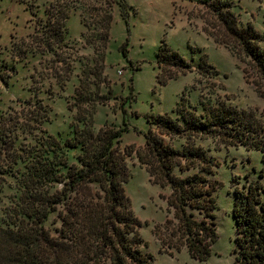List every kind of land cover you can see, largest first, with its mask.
I'll return each mask as SVG.
<instances>
[{"label": "trees", "instance_id": "trees-1", "mask_svg": "<svg viewBox=\"0 0 264 264\" xmlns=\"http://www.w3.org/2000/svg\"><path fill=\"white\" fill-rule=\"evenodd\" d=\"M205 6L224 28L220 35L206 28L205 32L242 63L246 59L250 65L243 69L246 78H254L264 89V36L252 24L241 25L233 2L214 0ZM73 8L52 3L31 41L22 40L15 47L19 59L27 58L28 51L42 54L61 47ZM103 17L101 38L106 44L113 15ZM156 57L161 86L193 71L191 62L165 42ZM57 78L62 80L61 75ZM89 98L76 88V102L68 105L75 112L74 136L65 143L43 128L50 109L39 98L20 101L1 114L0 191L13 177L21 194L16 208L7 211L9 224H0V264H154L153 255L141 249L143 223L126 191L131 178L128 159L134 154L153 182L169 192L166 201L172 219L167 222L171 236L180 243L169 247L180 252L185 246L193 259L208 260L219 240L215 175L221 162L201 142L214 139L257 150L264 162V124L254 113L225 101L192 105L185 91L172 113L145 116L147 132L135 127L145 137L143 146L122 147L128 124L104 125L96 131L95 107L102 100L89 102ZM176 141H181L180 147ZM244 178L242 185L241 177L233 179L234 264H264V168L257 179L251 180L249 174ZM54 212L61 221L57 234L45 227Z\"/></svg>", "mask_w": 264, "mask_h": 264}, {"label": "rangeland", "instance_id": "rangeland-1", "mask_svg": "<svg viewBox=\"0 0 264 264\" xmlns=\"http://www.w3.org/2000/svg\"><path fill=\"white\" fill-rule=\"evenodd\" d=\"M211 1L214 0H194L196 5H185L177 0L176 5L174 0H1L0 116L20 101L39 98L50 109V119L43 128L65 143L73 138L75 124V112H70L68 105L76 102V88L80 87L93 100H102L95 107L96 131L104 125L121 128L124 122L128 124V131L121 138L122 147L143 146L145 137L135 127L147 132L145 116L172 113L185 91L192 105L200 106L201 100L225 101L254 113L264 124V89L254 78H246L243 69L250 68L247 60L242 63L229 48L205 32L206 28L220 35L224 30L218 16L205 6ZM226 1L233 2L241 25L252 24L264 36V0ZM57 2L70 10L74 7L62 46L42 54L28 51L27 58L20 60L15 47L31 41L36 24L46 21V9ZM104 14L113 15L106 44L101 38L106 24ZM162 42L193 65L192 72L166 86L157 79L156 54ZM201 144L221 162L215 175L219 240L206 261L193 259L185 246L180 252L169 247L180 246L171 236L167 222L172 219L166 201L169 192L153 182L135 154L128 159L131 178L126 191L143 223L139 229L141 249L153 255L154 264H234L233 179L241 177V185L247 174L251 180L257 179L264 168L262 153L214 139ZM175 145L180 147L181 141ZM67 154L71 162V149ZM20 194L18 181L9 178L0 191V224H9L7 211L16 208ZM57 217L54 212L45 222V227L55 234L61 225Z\"/></svg>", "mask_w": 264, "mask_h": 264}, {"label": "crops", "instance_id": "crops-1", "mask_svg": "<svg viewBox=\"0 0 264 264\" xmlns=\"http://www.w3.org/2000/svg\"><path fill=\"white\" fill-rule=\"evenodd\" d=\"M175 1V4L177 5V0H174ZM180 1V0H179ZM182 2H184L185 3V5H188V4H190V5H196V2H194V0H182ZM192 10V8H189V11H191ZM71 19V18H70ZM70 19H69V21H70ZM69 21H68V26H69ZM171 48V47H170ZM178 103V102H177ZM177 103H176V105H177ZM175 105V106H176ZM174 109V108H173ZM173 111V110H172ZM166 114V113H165Z\"/></svg>", "mask_w": 264, "mask_h": 264}]
</instances>
